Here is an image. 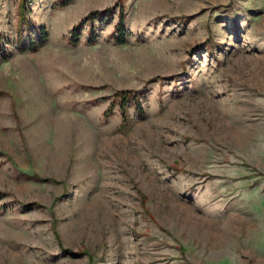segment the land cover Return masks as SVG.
<instances>
[{
	"label": "rangeland",
	"instance_id": "374dc122",
	"mask_svg": "<svg viewBox=\"0 0 264 264\" xmlns=\"http://www.w3.org/2000/svg\"><path fill=\"white\" fill-rule=\"evenodd\" d=\"M0 155V264H264V0H0Z\"/></svg>",
	"mask_w": 264,
	"mask_h": 264
},
{
	"label": "trees",
	"instance_id": "16d2710c",
	"mask_svg": "<svg viewBox=\"0 0 264 264\" xmlns=\"http://www.w3.org/2000/svg\"><path fill=\"white\" fill-rule=\"evenodd\" d=\"M70 1L71 0H63V6H66L67 4H69ZM90 21H92V20L90 19ZM92 22H94V20ZM78 25L79 24L75 25L76 27H73V29H72L71 37H70L71 44H78V42H79L80 34L77 32ZM115 29H116V40H117L116 42H117V44H119V45L124 44L126 42L127 34H126L125 30H124V24L121 21V19H119V22H118V24H117ZM43 37H45V35ZM94 39H95V36L91 34V36H90L88 41L89 42H94ZM38 47L39 46L37 45V43L32 41L30 43V45H29V50L35 51ZM21 50H26V49H21ZM2 56L4 57V59H6V57H7L5 54H3ZM121 98L123 100L125 99L124 101H126L128 99V97L124 98V96H121Z\"/></svg>",
	"mask_w": 264,
	"mask_h": 264
}]
</instances>
